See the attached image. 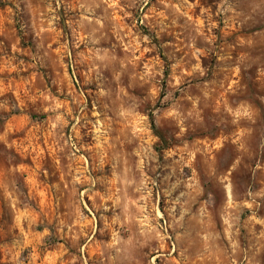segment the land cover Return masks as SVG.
<instances>
[{"label":"rangeland","instance_id":"1","mask_svg":"<svg viewBox=\"0 0 264 264\" xmlns=\"http://www.w3.org/2000/svg\"><path fill=\"white\" fill-rule=\"evenodd\" d=\"M0 264H264V0H0Z\"/></svg>","mask_w":264,"mask_h":264}]
</instances>
